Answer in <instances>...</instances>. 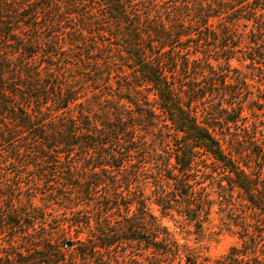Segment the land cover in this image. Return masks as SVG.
Here are the masks:
<instances>
[{"label": "trees", "instance_id": "trees-1", "mask_svg": "<svg viewBox=\"0 0 264 264\" xmlns=\"http://www.w3.org/2000/svg\"><path fill=\"white\" fill-rule=\"evenodd\" d=\"M237 52L257 70V99L229 64ZM260 85L264 0H0V157L20 164L15 174L28 160L39 164L44 192H87L64 198L78 207L70 210L76 235L65 243L83 264L116 263L129 243L147 264H264V148L241 151L255 130L227 140L223 132L248 131L244 110L264 108ZM206 161L226 204L236 192L250 210L240 248L197 262L182 259L142 186L150 179L161 214L201 231L212 205L198 178ZM2 177L0 192H22ZM13 199L0 204V234L9 227L30 236L40 216L29 201L18 212ZM38 242L45 251L37 258L16 263L6 254L0 264H64L49 238Z\"/></svg>", "mask_w": 264, "mask_h": 264}, {"label": "rangeland", "instance_id": "rangeland-1", "mask_svg": "<svg viewBox=\"0 0 264 264\" xmlns=\"http://www.w3.org/2000/svg\"><path fill=\"white\" fill-rule=\"evenodd\" d=\"M192 2L193 0H191V3ZM167 10L169 9L165 4L158 3L156 7L158 13L164 16L167 14ZM95 15L98 16V13ZM211 22L214 26L217 23L215 20ZM249 27L250 24H248V28ZM238 29L243 32L247 31V28L240 25ZM234 54L235 57L229 60L230 66L235 68L234 72H237L238 75L245 74L246 81L249 83L248 87L252 91L250 97L257 99V96L261 95L256 89V87L259 86L256 77L257 70L249 64L247 59H242L240 57V52ZM196 55L200 56L199 53H196ZM211 62L216 66V62L223 63L224 61L218 59L216 62ZM263 87L264 86L260 85V89H263ZM259 102L262 103V99L259 98ZM91 108L93 112H99L96 106H91ZM243 113L246 114V122L243 126H246L248 129L247 132L241 129L242 125H238V128L230 126L228 131L223 128L225 129L223 132L227 140L233 133H237L239 139H242L241 135L250 137L253 135L252 131L255 130L253 143H243L241 151L245 154L244 152L254 148V146L264 148V108L252 109L251 111L246 109ZM246 137L244 140L248 139ZM25 163L26 166H23L24 168L19 173L15 174V169L20 167V164L14 163L11 159L0 157V175L3 176L2 179L7 183H18L17 185L20 186L22 191L0 192L4 198L3 202H0V204L5 206L6 202L8 203V200L12 196L16 198L13 199V203L17 211L24 212V210L28 209L29 201L35 207V211H32V215L35 214L40 217H36L32 227L28 228L27 233H29L30 236L22 234L19 231L13 233L9 227L4 229L3 233L0 234V256L2 257L9 254V257L14 258L16 260L14 262L16 263L23 258H25V260H33L37 258L40 253L45 251V248H42V245H40L41 242H38V240L40 238H49L52 244L57 246L64 254V264H83L79 256L72 253L74 250L68 248L69 245L65 243L67 240L73 239L76 235V226L71 224L72 213L70 210H77L78 207L72 206L75 203L64 198L66 196L84 195L87 192H44V183L41 180H36L37 177H39V164L30 160ZM206 163L207 167H203V163L199 162L197 166L200 170L198 172V178L202 181L200 186L205 189V193L208 194V198L212 201V205L210 207L208 220L203 223L201 231H196L189 220L175 212H171L168 215L161 214L158 206L153 203V195L151 193L153 186L150 179L146 186H142L144 190V192H142V198H145L148 211L159 219L161 224L165 226L176 240L179 245V252L182 259L185 254H190L197 262H202L203 258H208L209 260L216 259L224 255L232 247L240 248L242 238L239 236V233L241 230L242 216L249 214L250 210L244 207L243 201L236 192L232 194L230 199L228 198L231 203L229 205L226 204V201L220 196L223 192H219L217 188L220 175L215 172L212 165L208 164L209 161H206ZM33 175H35V177L29 180L28 178ZM16 176L18 178H16ZM90 193L98 196L105 192ZM123 193L125 194L126 192ZM132 196L133 194L129 193L128 197ZM133 204L130 207L131 210L134 209ZM246 220V222L251 225L255 222L249 217L246 218ZM8 225L9 224H7V226ZM248 229L249 232H251L252 226L248 227ZM82 236H84V233L78 235L80 238ZM29 240L37 241V246L30 245ZM138 248L140 247L135 246L134 243H129L128 246L121 248V251L118 250L117 253H115L117 262L112 263L147 264V261L141 257L142 255L140 256L142 249L140 250ZM17 252H20V255H18ZM143 254H148V251H145Z\"/></svg>", "mask_w": 264, "mask_h": 264}, {"label": "water", "instance_id": "water-1", "mask_svg": "<svg viewBox=\"0 0 264 264\" xmlns=\"http://www.w3.org/2000/svg\"><path fill=\"white\" fill-rule=\"evenodd\" d=\"M67 245H69V243H67Z\"/></svg>", "mask_w": 264, "mask_h": 264}]
</instances>
